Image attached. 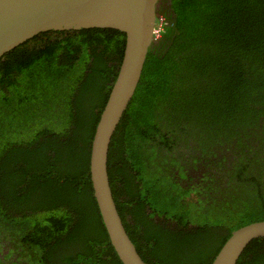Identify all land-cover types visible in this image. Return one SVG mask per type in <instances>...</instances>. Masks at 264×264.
<instances>
[{"label":"trees","instance_id":"trees-1","mask_svg":"<svg viewBox=\"0 0 264 264\" xmlns=\"http://www.w3.org/2000/svg\"><path fill=\"white\" fill-rule=\"evenodd\" d=\"M169 2L110 142L109 184L145 264H211L264 221V0ZM124 43L112 29L47 32L0 58V241L30 264H122L89 156ZM214 142L228 157L210 160ZM236 264H264V238Z\"/></svg>","mask_w":264,"mask_h":264},{"label":"water","instance_id":"water-1","mask_svg":"<svg viewBox=\"0 0 264 264\" xmlns=\"http://www.w3.org/2000/svg\"><path fill=\"white\" fill-rule=\"evenodd\" d=\"M162 0H0V58L41 33L112 29L124 34L121 63L91 140L89 175L110 245L122 264H145L128 237L107 170L113 134L138 86ZM264 221L233 231L211 264H236Z\"/></svg>","mask_w":264,"mask_h":264},{"label":"flooded vegetation","instance_id":"flooded-vegetation-1","mask_svg":"<svg viewBox=\"0 0 264 264\" xmlns=\"http://www.w3.org/2000/svg\"><path fill=\"white\" fill-rule=\"evenodd\" d=\"M169 4H170L169 0H162L160 2V4L158 5V7H157V11L159 9H161V8H165V9L168 8ZM212 148H213V150L214 149H219L221 151H216L215 152L216 156H212L210 158L211 161L216 162V161L221 160L223 154L226 157H228L227 152L223 151V149L227 148L226 144H220L219 142H214L212 144ZM199 156H200V153H198V157ZM262 158L264 159V152L262 154ZM203 163H204V166H203V164L202 165L201 164H196V168L190 167L189 176L201 177L202 176L201 172L209 171L210 170L209 168L205 169L206 164L208 163V161L203 162ZM263 163H264V161H263ZM226 166L229 167V163ZM212 168H214V163L212 164ZM188 172L187 173L185 172V174L188 175ZM212 173L217 174L218 171H214V169H212ZM216 177L219 178L218 175H216ZM196 180H195V182H197ZM185 181L186 180H180V185H182L183 187H188L189 182H187V181L185 182ZM178 182H179V180H178ZM193 184H194L193 182H190V186H193ZM93 196H94V194H93ZM126 196L127 195H124V196H122V198H124ZM126 222L128 224H130V217H128L126 219ZM131 226H133V225H131ZM11 251H13V252H11ZM0 262H1V264H10L11 262H17L18 264H30V262L28 261V257L24 256V252H23V249L21 247L20 248L18 247V248L15 249V248H13L12 245L9 244V241H5V240L4 241H2V240L0 241Z\"/></svg>","mask_w":264,"mask_h":264},{"label":"built area","instance_id":"built-area-1","mask_svg":"<svg viewBox=\"0 0 264 264\" xmlns=\"http://www.w3.org/2000/svg\"><path fill=\"white\" fill-rule=\"evenodd\" d=\"M162 21L163 20H161V18H158V16H157L156 24H155V27L153 29V36H154L155 40L159 36V33H160V25H161Z\"/></svg>","mask_w":264,"mask_h":264},{"label":"rangeland","instance_id":"rangeland-1","mask_svg":"<svg viewBox=\"0 0 264 264\" xmlns=\"http://www.w3.org/2000/svg\"><path fill=\"white\" fill-rule=\"evenodd\" d=\"M158 18H161V20H163L164 21V18L162 17V16H158ZM163 99H166V97H162Z\"/></svg>","mask_w":264,"mask_h":264}]
</instances>
